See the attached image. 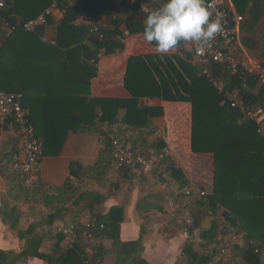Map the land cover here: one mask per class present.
<instances>
[{
  "label": "crops",
  "instance_id": "0c3cea01",
  "mask_svg": "<svg viewBox=\"0 0 264 264\" xmlns=\"http://www.w3.org/2000/svg\"><path fill=\"white\" fill-rule=\"evenodd\" d=\"M146 1L156 8L164 2ZM228 1L231 3V0ZM113 6V15H104L98 19L82 17L75 25L87 28L95 25L110 30L115 15L129 18L133 13L129 7L122 9L118 3L113 2ZM136 14L144 19L137 12ZM62 15L58 9L52 12V18L43 27L42 43L56 45L53 42H56L57 25L62 20ZM262 22L263 19L260 20V25L248 27L246 30H242V23L240 30L242 47L249 56L259 59L264 48ZM121 29L126 31L124 26ZM71 42L74 53L70 59L63 56L54 60L55 64H68L71 68L69 72L30 71L26 67L21 75L14 74V79L20 80H16V85L26 90V94L22 96V107L27 115L32 114L35 134L38 133L36 136L41 139L42 144L45 143L43 132L48 129L56 143L55 147L52 145L42 149L41 170L31 187L39 182L44 187H66L67 190H76L80 194L95 195L98 201L92 204V214H107L113 207L123 208L119 240L124 244H133L142 236L139 253H129V256L124 254L119 258L116 257L117 250L111 240L93 241L88 244L85 253L91 256L93 249L100 247L106 252L103 264H124L126 259H133L131 257H137L146 264H187L182 250L188 241H195L193 250H198V231H193V237L188 238L182 232L175 235L167 233L165 221L168 222L170 217L166 201L168 198L178 200L176 197L182 194L185 188L201 189L210 194L214 176L213 155L195 154L191 151V79L195 63L193 60H187L181 52L184 50L189 53L190 44L181 43V47L167 55H161L152 44L144 40L143 34L129 33L120 52L104 55L103 50H100L101 56L98 58V64H95L87 57L88 52L94 51L88 37L74 34ZM40 62L48 63L52 62V59L42 58ZM144 66L150 71L151 77ZM91 67L97 70L95 76H91ZM162 74L168 81V89L160 85ZM223 78L231 81L228 75H223ZM155 80L161 87L159 96H155V90L150 86ZM144 81L145 86L142 85ZM258 88L255 85L250 91L257 92ZM96 99H131L135 100L139 107L161 108L163 115L151 118L150 126L138 132L122 124L126 109L120 108L115 125H101L97 123L101 109L93 103ZM159 137L163 138L164 144L170 149L169 160L180 172V181L173 180L170 171L166 170L162 171V176L153 172L145 175L134 172L130 179H126L110 161L108 168L102 169L99 177L96 172H84V169L92 168L98 163L103 150H109L108 141L113 138L130 147H139L140 150L144 142L150 144ZM19 156L16 129L8 122L0 126V207L6 199L5 179L13 173L11 164ZM72 163H78L81 171L71 174L69 167ZM160 166L161 164L158 169ZM183 181L186 185L181 188L180 182ZM88 200L89 198L83 201H67L64 204L67 210L59 213L57 219L51 220L50 211L44 207V200L38 195H29L27 199L23 197V200L8 199L6 202L9 206L12 205L18 210L15 219L17 223L14 229H10L0 221V251L11 254L9 264H46L37 258L36 254L52 256L54 246L57 245L56 248L60 250L71 246L70 236H66L57 244V235L52 228L60 221L69 225L72 218L81 224L92 219ZM137 206H140V210H137ZM143 207L149 208V211H142ZM210 222L209 219L205 220L203 227L207 228ZM217 222L220 232L228 225L222 216V209L218 212ZM21 255L23 256L20 257Z\"/></svg>",
  "mask_w": 264,
  "mask_h": 264
},
{
  "label": "trees",
  "instance_id": "16d2710c",
  "mask_svg": "<svg viewBox=\"0 0 264 264\" xmlns=\"http://www.w3.org/2000/svg\"><path fill=\"white\" fill-rule=\"evenodd\" d=\"M3 2L4 8L0 12V38L2 39L0 46V89L7 93H21L22 96L26 94V90L16 85V80L19 79H14V74L21 75L26 67L30 71L69 72L70 66L64 63L55 64V58L61 59L63 56H68V60L70 59L74 53L71 48L74 34L79 37H88L92 42L94 51L88 52L87 57L91 60L95 59V64H98L96 56L100 50H103L104 55L122 50L123 45L118 41L123 34L121 27L124 26L130 34H143V20L141 17H137V11L134 7H129L133 11L129 18L115 15L110 30L100 28L103 34L101 40L90 35L91 27H77L75 25V22L82 17L98 19L104 15H113L115 8L111 0H3ZM54 3L64 12V16L57 25L56 45L49 46L41 42L44 26L38 27L32 33L25 32L22 26L28 20L43 14ZM231 3L236 12L244 18L242 30L260 25V20L263 19L261 24L263 38L264 0H231ZM121 8L123 9L125 6H121ZM6 27L13 28L8 37L4 36ZM177 47H181V44ZM181 52L187 60H193L190 52L184 50ZM259 57L263 59L264 66V48H262ZM42 58L52 59V62H40ZM144 67L151 77L148 68ZM89 71L91 76L96 75V68L91 67ZM162 76L160 85H164L168 89V81L163 74ZM145 82H142L143 86H145ZM152 82L150 86H153L155 96H159L161 87L156 80ZM247 85V89H240L239 78L231 77L230 88H239L240 96L246 104L251 107L262 105L264 103V89L259 87L257 92H251L250 90H253L257 85L252 79L248 80ZM93 103L101 109V116L97 118V123L115 125L118 121V110L125 108L126 112L122 124L134 128L138 132L150 126L151 118L163 115L161 108L139 107L136 101L131 99H96ZM191 103V151L195 154L213 155L214 176L212 192L206 193L204 197H195L188 209L191 219L189 237H193V231L197 230L200 242L197 251L193 250L195 241L186 243L182 250L186 263L206 264L210 260V256L207 254L208 250L211 249L213 253L218 250L219 242L216 241V238L221 236L223 240V237L229 232L238 230V232L241 231L245 234L244 244L235 249L231 259L221 260V264H264V138L256 134V126L252 121H241L242 115L238 110L230 108L223 95L218 94L209 85L207 79L201 75L198 65H194L192 68ZM28 119L33 126L32 114L28 115ZM49 132L48 129L43 132L44 150L56 145L54 137ZM105 134L107 136V133ZM108 143V147L110 145L109 150H103L98 163L92 168L84 169V172H96L99 177L102 174V169L108 168V162H113L111 141ZM58 145L60 146V144ZM163 147L166 145L163 138L159 137L150 144L144 142L140 150L136 146L130 148L138 153L154 155ZM169 159V157L164 159L160 169H154L152 172L162 176L163 170L170 171L172 179L180 181L182 176ZM81 169L78 163H72L69 167L71 174H76ZM116 169L123 173L126 179H130L134 172L138 173L136 168L116 167ZM9 176L12 177V180L9 179ZM9 176L5 179L7 192L6 199L0 207V221L8 225L10 229H14L17 223L15 219L18 216V210L12 205L9 206L6 201L8 199L18 200L21 193L24 198H27L30 193H32V197L38 195L43 198L44 207L50 211L51 220L57 219L59 213L67 210L64 204L69 200L81 199L83 201L89 198L90 214H92V204L98 201L95 195L80 194L76 190H67L66 187L60 189L44 187L39 182L30 190L24 189L23 178L15 173ZM95 180L98 181V179ZM180 183L181 188L185 187L184 181ZM176 198H178L179 204L183 203V194ZM221 209L222 216L228 225L220 232L218 231L217 215ZM137 210H140V206H137ZM142 211L148 212L149 208L143 207ZM92 216V219L86 222L90 225V229H86L78 220L72 218L70 224L77 225V228L70 235L55 233L57 244L66 236H70L71 246L69 248L60 250L56 248V245L52 256L38 253L36 257L45 261L46 264H103L102 260L106 252L100 247L93 249L91 256H87L85 253L88 244L93 241L96 242V240H111L114 249L117 250L116 257L119 256V258L124 254L129 256V253L134 255L139 253L142 236L133 244H124L119 240V226L123 221L122 207H113L107 214L94 213ZM207 219L211 222L207 228H204L203 223ZM67 225L60 221L52 230L55 229L54 232H56L58 227H66ZM183 227L182 216L170 217L165 225L166 232L170 235L182 232ZM85 233L91 234L92 238L86 239ZM10 255V253L0 251V264H9ZM131 258L133 259H126L124 264H146L145 261L137 257Z\"/></svg>",
  "mask_w": 264,
  "mask_h": 264
},
{
  "label": "built area",
  "instance_id": "2783aa9c",
  "mask_svg": "<svg viewBox=\"0 0 264 264\" xmlns=\"http://www.w3.org/2000/svg\"><path fill=\"white\" fill-rule=\"evenodd\" d=\"M120 6L134 7L138 14L146 17L151 11L156 10L146 0H111ZM210 10L219 11L223 14V30L211 47L201 49L199 45L190 43V53L192 54L195 65L200 67L201 75L204 76L209 85L214 88L218 94L223 95L225 102L230 108L238 110L242 115L241 121H252L256 126V134L264 138V103L254 107L249 106L240 96V89H247L249 79L255 81L258 87L264 89V66L263 61L259 58L249 56L241 44V26L244 18L239 15L233 5L228 0H205ZM4 8L3 0H0V12ZM145 9L142 11V9ZM60 10L54 3L43 14L34 19H30L22 26L23 30L28 33L34 32L38 27L48 24L52 18V12ZM64 16V12L60 10ZM63 18V17H62ZM13 28L6 27L5 37H8ZM90 35L103 39V34L98 26H91ZM128 31L123 32L118 39L120 44L124 45ZM2 39L0 38V46ZM53 44H55L53 42ZM101 55L98 54L96 59ZM95 60V59H94ZM94 60L92 62L94 63ZM220 71V72H217ZM224 76L238 77L240 81L239 88H230V82L223 78ZM12 123L16 129L20 156L11 164V171L24 179V184L31 186L35 183L41 170V156L43 144L39 137L36 136L33 126L30 124L28 115L22 107V95L7 93L0 89V126L6 123ZM112 158L117 168H136L139 174H149L157 169L161 162L170 156V149L166 146L154 155L148 153H138L130 148L129 145L119 139H111ZM183 203L178 204L175 198H168L166 205L168 207V216H182L184 227L182 234L189 237V228L191 219L188 213L189 207L195 197H204L206 192L201 189L185 188L182 192ZM86 229L90 225L83 224ZM77 225L69 224L66 227H58L55 233L70 235ZM92 230V229H91ZM243 232H229L228 235L221 239L216 238L219 242L217 252L213 253L208 250L210 260L206 264H221V260H229L235 249L244 244ZM86 239H91L92 235L85 233ZM224 241V242H223ZM234 264V263H233Z\"/></svg>",
  "mask_w": 264,
  "mask_h": 264
},
{
  "label": "clouds",
  "instance_id": "9594fccd",
  "mask_svg": "<svg viewBox=\"0 0 264 264\" xmlns=\"http://www.w3.org/2000/svg\"><path fill=\"white\" fill-rule=\"evenodd\" d=\"M143 24L144 40L157 53L167 55L181 43L211 47L223 30V14H214L205 0H164L147 14Z\"/></svg>",
  "mask_w": 264,
  "mask_h": 264
},
{
  "label": "rangeland",
  "instance_id": "374dc122",
  "mask_svg": "<svg viewBox=\"0 0 264 264\" xmlns=\"http://www.w3.org/2000/svg\"><path fill=\"white\" fill-rule=\"evenodd\" d=\"M9 179L12 180V177L9 176ZM18 179H19V178H18ZM7 181H8V180H7ZM19 181H22V180H19ZM6 184H7V182H6ZM23 187H24V189H29V190L32 188L31 186H27V185H25V184H23ZM29 190H28V191H29ZM29 195H32V194H29ZM23 197H24V195L21 193V194H20V198H19L18 200H23ZM28 197H29V196H28ZM28 197H27V198H28ZM27 198H26V199H27ZM11 200H13V199H10V201H11ZM13 201H14V200H13ZM165 222L167 223V220H166Z\"/></svg>",
  "mask_w": 264,
  "mask_h": 264
},
{
  "label": "water",
  "instance_id": "95a60500",
  "mask_svg": "<svg viewBox=\"0 0 264 264\" xmlns=\"http://www.w3.org/2000/svg\"><path fill=\"white\" fill-rule=\"evenodd\" d=\"M0 189H1V187H0Z\"/></svg>",
  "mask_w": 264,
  "mask_h": 264
}]
</instances>
